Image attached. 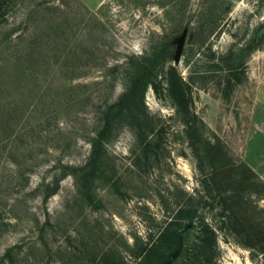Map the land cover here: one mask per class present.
Wrapping results in <instances>:
<instances>
[{
  "label": "rangeland",
  "instance_id": "rangeland-1",
  "mask_svg": "<svg viewBox=\"0 0 264 264\" xmlns=\"http://www.w3.org/2000/svg\"><path fill=\"white\" fill-rule=\"evenodd\" d=\"M6 10L0 264H162L159 252L166 264H264L262 0ZM252 38L233 67L227 52ZM153 50L163 65L137 116L91 158L103 110Z\"/></svg>",
  "mask_w": 264,
  "mask_h": 264
},
{
  "label": "trees",
  "instance_id": "trees-1",
  "mask_svg": "<svg viewBox=\"0 0 264 264\" xmlns=\"http://www.w3.org/2000/svg\"><path fill=\"white\" fill-rule=\"evenodd\" d=\"M9 1L10 0H0V24L5 21L7 4ZM263 5L264 0H262V6ZM262 27L263 25L257 30L259 31ZM254 43L255 38H252L245 47H239L227 52L226 57L228 61L232 62L233 67H238L242 64L245 53L254 48ZM182 52L183 48L181 50V55ZM160 53H162V51L156 52L153 50L147 57L140 59L136 63V69L130 77L124 93L120 95L115 103L106 106L103 110V125L91 139V158H99L101 156L102 152L105 150V145L111 140L114 130L121 123L122 118L137 116L136 109L138 105H143L142 101L144 94L148 87H152V81L156 77L158 69L163 65L162 62H160ZM145 248L146 247H143V250ZM146 250L147 252L144 255V260H148V256L155 252L156 249L155 247H150ZM158 254V262L166 264L168 262V256L160 252ZM138 264L143 263L140 262Z\"/></svg>",
  "mask_w": 264,
  "mask_h": 264
},
{
  "label": "water",
  "instance_id": "water-1",
  "mask_svg": "<svg viewBox=\"0 0 264 264\" xmlns=\"http://www.w3.org/2000/svg\"><path fill=\"white\" fill-rule=\"evenodd\" d=\"M263 28L264 26L259 31L263 30ZM182 47H183V41H181L176 47V57L180 56Z\"/></svg>",
  "mask_w": 264,
  "mask_h": 264
}]
</instances>
